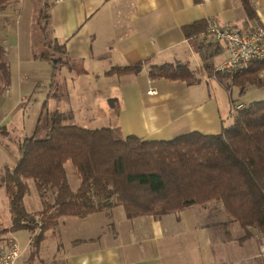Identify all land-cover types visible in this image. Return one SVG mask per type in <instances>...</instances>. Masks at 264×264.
<instances>
[{
	"label": "crops",
	"instance_id": "crops-1",
	"mask_svg": "<svg viewBox=\"0 0 264 264\" xmlns=\"http://www.w3.org/2000/svg\"><path fill=\"white\" fill-rule=\"evenodd\" d=\"M253 3L258 21L251 26H264V0ZM44 9L50 16L48 31L54 49L40 54L35 43L42 34L39 19ZM212 20L243 29L249 19L239 0H64L59 4L16 0L0 8V47L10 70L9 87L0 79V238L17 241L19 233H30L18 264H236L235 259L248 252L253 264H264V244L257 235L250 230L252 236L246 238L240 225L214 202L159 219L128 218L122 206L85 218H61L45 231L37 247L38 232L24 228L12 234L2 177L5 169L17 165L23 135H32L26 129L29 104L25 101L33 99L39 77L52 81L49 88H42L48 112L69 119L85 114L88 122L118 127L124 138L172 141L191 133L220 135L232 123L234 105H246L233 99L235 86L230 81L208 77L194 40H187L182 32L183 27ZM57 45H64L63 54ZM227 58V52L218 57L216 66ZM146 62L139 74H110L115 68ZM168 63L186 64L195 82L149 78L150 67ZM57 75L61 82L71 83L68 89L78 102L52 111L49 103L59 100L53 95ZM84 85L98 90V105L109 107L106 113L87 106ZM110 100L116 101L115 107ZM34 103L39 109L41 101ZM40 115L36 114L37 121Z\"/></svg>",
	"mask_w": 264,
	"mask_h": 264
},
{
	"label": "trees",
	"instance_id": "trees-1",
	"mask_svg": "<svg viewBox=\"0 0 264 264\" xmlns=\"http://www.w3.org/2000/svg\"><path fill=\"white\" fill-rule=\"evenodd\" d=\"M14 1L0 0V8ZM239 1L249 19L241 30L252 31L256 27L251 22L258 21L253 0ZM49 19L44 9L39 28L46 41L44 46L51 51L54 48L48 42ZM207 29L208 22L199 21L183 27L182 32L187 40H194L208 77L227 79L241 91L248 85L264 87V79L260 77L264 62H252L236 76L216 73L215 61L227 49L213 40ZM56 48L64 53V45ZM5 56L0 47V79L9 87L10 70ZM146 64L115 68L110 74H139ZM149 78L188 83L196 80L183 63L152 66ZM115 104V100H110L112 107ZM43 109L33 134L19 143L17 165L12 170L5 169L2 177L12 230L39 231L34 247L41 242L45 231L61 218H85L122 206L128 218L154 216L159 219L211 202L222 205L231 220L246 232V238L252 236L250 230L264 238V101L233 112L231 125L220 135L191 133L172 141L124 138L118 127L90 130L64 125L68 116L50 113L45 106ZM114 110L118 115L119 108ZM67 162L81 178L76 192L68 183L64 167ZM30 180L44 201L40 216H31L24 205L29 191L26 182ZM48 192L53 194V203L45 199Z\"/></svg>",
	"mask_w": 264,
	"mask_h": 264
},
{
	"label": "rangeland",
	"instance_id": "rangeland-1",
	"mask_svg": "<svg viewBox=\"0 0 264 264\" xmlns=\"http://www.w3.org/2000/svg\"><path fill=\"white\" fill-rule=\"evenodd\" d=\"M39 11V10H38ZM37 12V11H36ZM46 41H44V37L42 34H40V41H38V43H35L36 47V51L37 53H44L46 50V47H43V45H45ZM48 42H51L48 41ZM52 45V42H51ZM58 67H62L61 64L57 65ZM223 75V74H220ZM226 76V75H224ZM229 80L224 79L223 82L228 83ZM51 80L50 79H46L45 76L41 75L39 77V83L37 84V89L36 92L33 96V99L29 100L27 99L25 101V103H28V110L25 113L26 117V129L28 131V136L30 134H33V130L35 129V125L37 124V119L36 118V114L38 113V116L40 115L41 111L45 105V102L41 99L44 95L46 96V92H44V90H42L43 86H47V88L50 87L51 84ZM54 84L56 85L53 95L58 96L60 102L62 101L63 107L62 105L59 103V100L56 101H52L51 103H49V109L50 110H59L61 108H65L67 109L68 105L71 106L72 102L74 104H76L78 102V100L75 98V96H73V91L69 90V86L71 85L70 82H61L60 80V76L57 75L56 76V80L54 79ZM214 84V83H213ZM59 85V86H58ZM216 85V84H214ZM85 90L83 92H85V94H87L88 97V101H87V106L89 107H93L94 112H96V110L101 113L104 114L106 113V111L109 110V107H107L106 105H98V101H97V97L99 95L98 90H94L92 87L88 86V85H84L82 86ZM46 89V88H43ZM241 91L240 88L235 86L234 88L232 87V97L234 100H236V102L238 101L239 103H243L244 105H246L245 107L249 106L250 104L254 103V102H260V101H264V87H259V86H253V85H248L246 88V91L243 95H240ZM72 94V97H71ZM226 95L227 97H229L227 91H226ZM39 100L41 101V104L39 105V109H36L35 106V100ZM111 107V106H110ZM37 111V113L35 114V112ZM35 114V115H34ZM83 116L80 115H75L74 117L72 116V119H67L66 121L63 122L64 125H72V126H79L82 128H86V129H90V130H94V129H101L102 127H107V123L101 122V121H97V122H88L85 120L84 116L85 114H82ZM24 119V120H25ZM22 132V131H21ZM26 135V134H25ZM25 135H23V139L26 138ZM43 136V135H40ZM65 170H66V174H67V178H68V183L72 189V191H76L78 189L77 186H79V184L81 183V178L80 176L77 174L76 170L74 169L73 165L70 162H67L65 164ZM28 184L29 187V191L27 192V194L25 195L24 198V205L26 210L28 211V213H30L31 216H40V213L43 210V205H44V201L43 199L40 197V195L38 194L36 188H35V184L32 180L27 181L26 182ZM50 201V203H53L54 199H53V194L51 192H48L47 194V198ZM214 203H218V202H214ZM213 203V205H214ZM221 205V204H220ZM222 207V205H221ZM4 213V212H3ZM225 216H227L226 212H223ZM216 214V212H215ZM37 221V220H36ZM1 230V228H0ZM19 230H23V229H17V230H13V233L18 232ZM28 230V229H26ZM25 231V230H23ZM20 232V231H19ZM39 232V231H38ZM23 233V232H22ZM19 233L18 235H16V239H17V243L20 246L22 253L25 252L26 247L28 242L30 241V233L24 232V234ZM254 233V237L255 234L257 235V239L260 241V243L264 244V238L262 237V235L257 232V231H253ZM5 235L6 233H1V235ZM17 234V233H16ZM264 247V245H263ZM248 251V250H247ZM248 254H242L241 257H237L235 260L236 264H253V262H255L254 260H249L248 259ZM23 261V259H22Z\"/></svg>",
	"mask_w": 264,
	"mask_h": 264
},
{
	"label": "built area",
	"instance_id": "built-area-1",
	"mask_svg": "<svg viewBox=\"0 0 264 264\" xmlns=\"http://www.w3.org/2000/svg\"><path fill=\"white\" fill-rule=\"evenodd\" d=\"M56 4L64 0H53ZM208 35L220 42L227 49L228 58L217 65L216 73L226 76L242 74L252 62H264V26H258L252 31H243L229 26H223L212 20L208 23ZM264 79V72L261 74ZM155 93L151 91L150 94ZM244 108L234 105L233 112ZM37 222L39 219L36 218ZM22 250L12 237L0 238V264H18Z\"/></svg>",
	"mask_w": 264,
	"mask_h": 264
},
{
	"label": "water",
	"instance_id": "water-1",
	"mask_svg": "<svg viewBox=\"0 0 264 264\" xmlns=\"http://www.w3.org/2000/svg\"><path fill=\"white\" fill-rule=\"evenodd\" d=\"M55 63H57V62L55 61Z\"/></svg>",
	"mask_w": 264,
	"mask_h": 264
}]
</instances>
